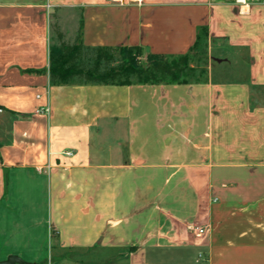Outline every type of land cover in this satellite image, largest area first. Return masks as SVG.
<instances>
[{"label":"crops","instance_id":"obj_1","mask_svg":"<svg viewBox=\"0 0 264 264\" xmlns=\"http://www.w3.org/2000/svg\"><path fill=\"white\" fill-rule=\"evenodd\" d=\"M52 19L152 55L204 28L208 81L52 86ZM263 93L264 0H0V262L264 264Z\"/></svg>","mask_w":264,"mask_h":264},{"label":"trees","instance_id":"obj_2","mask_svg":"<svg viewBox=\"0 0 264 264\" xmlns=\"http://www.w3.org/2000/svg\"><path fill=\"white\" fill-rule=\"evenodd\" d=\"M49 51L52 86L201 85L208 81L207 32L203 28L184 55L144 54L139 47H85L78 34L73 44L63 41Z\"/></svg>","mask_w":264,"mask_h":264},{"label":"water","instance_id":"obj_3","mask_svg":"<svg viewBox=\"0 0 264 264\" xmlns=\"http://www.w3.org/2000/svg\"><path fill=\"white\" fill-rule=\"evenodd\" d=\"M0 264H28L16 256H8L5 261Z\"/></svg>","mask_w":264,"mask_h":264},{"label":"built area","instance_id":"obj_4","mask_svg":"<svg viewBox=\"0 0 264 264\" xmlns=\"http://www.w3.org/2000/svg\"><path fill=\"white\" fill-rule=\"evenodd\" d=\"M193 232L196 235V238L201 237L204 233L203 229H194Z\"/></svg>","mask_w":264,"mask_h":264},{"label":"rangeland","instance_id":"obj_5","mask_svg":"<svg viewBox=\"0 0 264 264\" xmlns=\"http://www.w3.org/2000/svg\"><path fill=\"white\" fill-rule=\"evenodd\" d=\"M20 1H25V0H20ZM26 1H34V0H26ZM54 19H52V21H51V26H53V24H54ZM54 41H55V39H54ZM54 45V44H53ZM263 96H264V93H263ZM197 255L198 254H196V259H197Z\"/></svg>","mask_w":264,"mask_h":264}]
</instances>
